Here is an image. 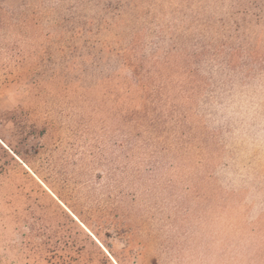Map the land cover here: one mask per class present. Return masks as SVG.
I'll return each instance as SVG.
<instances>
[{
  "label": "rangeland",
  "instance_id": "obj_1",
  "mask_svg": "<svg viewBox=\"0 0 264 264\" xmlns=\"http://www.w3.org/2000/svg\"><path fill=\"white\" fill-rule=\"evenodd\" d=\"M0 63V264H264V0H0Z\"/></svg>",
  "mask_w": 264,
  "mask_h": 264
},
{
  "label": "trees",
  "instance_id": "obj_2",
  "mask_svg": "<svg viewBox=\"0 0 264 264\" xmlns=\"http://www.w3.org/2000/svg\"><path fill=\"white\" fill-rule=\"evenodd\" d=\"M132 37H133V40L131 41L129 46H127L125 48V50L123 51V55H122L124 68L127 67L126 69L130 70L129 79L127 80L126 77H124V81H125L124 83H125V86H126L125 95H127V96L132 95L137 87H142V88L146 89V85H145L144 79H145V77L148 76V72L151 73V71L153 70V67H154V66H150L149 68L146 67L147 63L151 62V63L159 64L160 61L159 62H155L159 58V59H162L163 64L167 65V61L163 60V59L167 58V53L168 52L162 53L160 51V49H155L154 51H150L149 48H147L146 45H140V43H142L140 41V33H135V34H133ZM138 48L140 50L139 51L140 52V56L137 55L138 50H136V49H138ZM1 52L3 53V49H2ZM204 54H207V53H204ZM187 56L191 57L192 54H188ZM214 58L215 57L212 54L211 56H209L208 60H213ZM4 66H5L4 64L0 63L1 70H4L6 68ZM155 74H158V75L163 77L165 73L161 69H157ZM17 79L20 81V77H18ZM14 83L18 84V81L15 80V79L9 80V79L5 78L3 81L2 80L0 81V86H3L5 89H8V87L10 85L14 84ZM38 84L39 83L32 82L30 90L32 92H36L37 91L36 87H37ZM36 97H37V95H36ZM13 114L14 113L2 114L1 117H7L8 115H13ZM3 119H5V118H3ZM45 150L46 149H44L42 151H45ZM41 154L43 155V152ZM45 160H46L47 166L49 167V169L52 172L55 173V172L58 171L59 168L57 167V164L59 163V160L61 161L60 158L53 157L52 154L50 155L48 153ZM79 160L82 161V162H85L84 158L83 159H79ZM95 160L96 159L94 158L93 162H95ZM97 179L101 181L102 180V176H98ZM100 205L101 204H99V203L96 204L95 207L93 206V207L90 208V211L92 212L93 217H95V218L99 219L101 222H103V220H106V217L104 216L102 206H100ZM71 221L74 222L73 219ZM101 226H102L101 228L99 227L100 229L106 228L105 230H107V231L111 228V227H105L104 225H101ZM93 236L97 237V235L95 233H93Z\"/></svg>",
  "mask_w": 264,
  "mask_h": 264
}]
</instances>
